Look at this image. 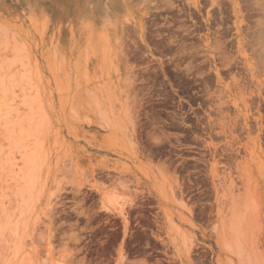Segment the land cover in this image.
Instances as JSON below:
<instances>
[{
	"label": "rangeland",
	"instance_id": "1",
	"mask_svg": "<svg viewBox=\"0 0 264 264\" xmlns=\"http://www.w3.org/2000/svg\"><path fill=\"white\" fill-rule=\"evenodd\" d=\"M220 1L0 0V264H264V0Z\"/></svg>",
	"mask_w": 264,
	"mask_h": 264
},
{
	"label": "bare ground",
	"instance_id": "2",
	"mask_svg": "<svg viewBox=\"0 0 264 264\" xmlns=\"http://www.w3.org/2000/svg\"><path fill=\"white\" fill-rule=\"evenodd\" d=\"M201 0H194V2H193V5H194V7L199 11V12H201V3L202 2H200ZM209 1V3H210V5H211V7H209L207 10H206V14H207V16L205 17V21L207 22V23H209V20L211 19V17H212V6H213V8H214V5H215V0H207V2ZM222 1V0H221ZM220 1V2H221ZM230 2H231V4H232V6H233V9L236 11V12H238V7H239V3H238V0H229ZM206 2V1H205ZM208 4V3H207ZM224 6V5H223ZM223 9V8H222ZM241 33V31H240V27H238V29H237V34H240ZM217 36V35H216ZM29 157V155L27 154V158ZM26 158V159H27ZM32 159H33V157H32ZM31 160V159H30ZM30 160H27V161H30ZM28 176V174L26 175L25 174V177H27ZM24 177V178H25ZM26 179V178H25ZM117 199H114V198H112V197H110V196H106L105 198H104V202H103V206H102V208H104V209H106L107 211H109V212H121V213H123V210H124V206H123V204H121V203H118V201H116Z\"/></svg>",
	"mask_w": 264,
	"mask_h": 264
}]
</instances>
